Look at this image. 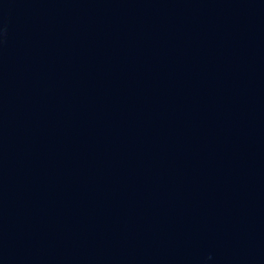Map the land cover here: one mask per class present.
I'll list each match as a JSON object with an SVG mask.
<instances>
[{
	"label": "water",
	"instance_id": "obj_1",
	"mask_svg": "<svg viewBox=\"0 0 264 264\" xmlns=\"http://www.w3.org/2000/svg\"><path fill=\"white\" fill-rule=\"evenodd\" d=\"M0 264H264V0H0Z\"/></svg>",
	"mask_w": 264,
	"mask_h": 264
}]
</instances>
